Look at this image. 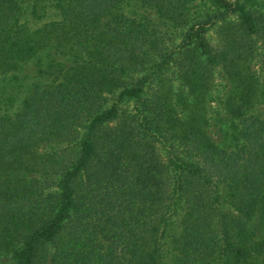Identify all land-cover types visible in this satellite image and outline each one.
I'll return each mask as SVG.
<instances>
[{"label":"trees","instance_id":"16d2710c","mask_svg":"<svg viewBox=\"0 0 264 264\" xmlns=\"http://www.w3.org/2000/svg\"><path fill=\"white\" fill-rule=\"evenodd\" d=\"M0 264H264V0H0Z\"/></svg>","mask_w":264,"mask_h":264}]
</instances>
